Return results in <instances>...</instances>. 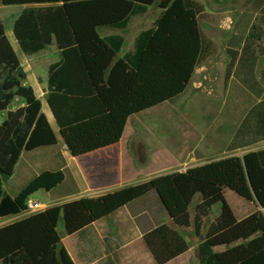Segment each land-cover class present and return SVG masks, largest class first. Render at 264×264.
<instances>
[{"label":"trees","instance_id":"trees-1","mask_svg":"<svg viewBox=\"0 0 264 264\" xmlns=\"http://www.w3.org/2000/svg\"><path fill=\"white\" fill-rule=\"evenodd\" d=\"M157 0H0L5 7H27L13 20L11 33L24 57L54 43L60 60L49 66L45 103L68 153L78 158L117 145L128 120L163 105H174L186 92L196 68L216 53L201 32L203 6L195 0H163L153 26L140 32L124 61L133 71L128 90L107 111L92 81L108 46L119 53L123 38H101L99 31L125 30L131 19L145 16ZM258 17L246 36L232 40L226 53V100L222 116L233 152L264 141V0H255ZM0 21V219L27 211L29 196L43 192L64 198L79 194L59 152L15 198L4 190L23 152L57 145L41 112V103ZM17 101L22 105L11 109ZM229 191L246 204L238 219L226 202ZM195 197L191 221L189 209ZM218 216L205 228L211 209ZM264 209V149L230 157L123 188L97 199H81L0 229V264H73L60 247L57 225L77 239V255L87 263L100 258L93 225L121 210L142 234L154 264H171L189 251L186 241L161 222L165 212L178 229L192 227L199 239L198 264H264V237L251 212Z\"/></svg>","mask_w":264,"mask_h":264},{"label":"rangeland","instance_id":"rangeland-1","mask_svg":"<svg viewBox=\"0 0 264 264\" xmlns=\"http://www.w3.org/2000/svg\"><path fill=\"white\" fill-rule=\"evenodd\" d=\"M162 1L157 0L145 16L132 18L128 27L123 31L106 29L99 31L101 38H106L111 34L122 37L123 46L119 53L109 51L103 54L101 73L105 68L104 75L99 74V77L95 78V87H98V83H109L111 78L115 79L124 72L125 66L128 67L124 61L125 55L132 52L136 36L153 26L161 12L158 5ZM195 1L204 8V13L198 20V26L204 36L215 45L216 53L196 68L189 87L174 105H163L131 120L123 135L121 145L115 149L114 158L117 163L111 167V175L116 178V187L142 184L165 175L184 173L214 160L230 157L241 158L249 152L264 149V141H262L245 149L226 151L224 143L228 132L223 128L222 116L227 95L225 73L229 64L226 51L230 47H235L231 44L235 37L246 36L257 19L258 14L253 9L255 0ZM26 8L5 7L0 2V21L10 37L13 20ZM17 54L27 74V82L35 89H38L44 81L49 66L60 60V55L54 45L31 57H24L19 50ZM262 67H264V56L258 60L257 74ZM124 69L128 72L127 68ZM127 78H129L128 75ZM19 106L21 103L15 101L11 109ZM3 119L4 116H0V123ZM79 169L85 176L87 184L90 185L92 178L88 168L80 165ZM15 183L16 181L7 182L5 185L7 191L14 192ZM43 193L40 190L29 196L26 207L28 201L46 203ZM227 193L228 203L234 206L238 198L229 191ZM198 201L199 197H195L192 201L191 212ZM242 210L236 209L239 212ZM218 211L219 206L211 209L205 226H208L210 220L217 216ZM239 215L241 214L238 213ZM124 227L127 229L125 224ZM181 233L189 250L191 249L190 256L181 264H198L194 248L199 244V239L195 237L193 229L184 230ZM128 236L131 237L129 233ZM117 253H129V251L127 249L121 251L118 247Z\"/></svg>","mask_w":264,"mask_h":264},{"label":"crops","instance_id":"crops-1","mask_svg":"<svg viewBox=\"0 0 264 264\" xmlns=\"http://www.w3.org/2000/svg\"><path fill=\"white\" fill-rule=\"evenodd\" d=\"M116 31V30H112ZM119 32V31H117ZM12 34V33H11ZM6 36L9 40V35ZM109 36H118V35H108ZM120 37V36H119ZM10 42V40H9ZM11 44V43H10ZM54 45V43H53ZM12 46V45H11ZM55 46V45H54ZM13 48V47H12ZM18 48V47H17ZM14 50V48H13ZM113 52L108 46L105 47L104 53L107 52ZM14 52L17 54V51L14 50ZM115 53V52H114ZM37 55V54H36ZM19 58V57H18ZM20 60V59H19ZM21 62V61H20ZM103 64V58L101 59V62L99 64V67L96 71V74L94 76V79L92 81L93 87L100 98L104 108L109 111L114 103L128 90V88L131 85V81L133 80V71L128 68L129 72L124 70L125 73V83H122L120 75H118L115 79H110L109 83H103L99 84L98 87H95L94 80L95 78L99 77V74L104 75L101 68ZM127 75L129 78H127ZM131 79V80H130ZM114 80V81H113ZM130 80V82H129ZM26 86H29L33 89L35 96L41 103V112L45 115L47 118L50 127L54 131L57 137V145L49 148L47 150L31 153L28 154L26 152H23L18 160V163L15 167L14 174L11 179L7 180L6 183H4V190L7 193V195L11 198H15L21 191H23L33 180H35L38 175L39 171H41L44 167H46L50 162V154L52 152H59L64 159L67 169L70 171L72 178L74 179L76 186L79 190V194L74 196H68L64 198H59L56 196L49 195L47 193L44 194V200H46V203H42L43 209L38 212H44L45 210L52 208V207H58L67 203L75 202L81 199H97L100 197H103L107 194L114 193L116 191H119L123 188L130 187V186H136L139 184H127L123 187H116V178L115 176L111 175V167H114L117 163L116 159L114 158L115 149H117L121 143V141L112 147L105 148L96 152H93L91 154L81 156L78 158H73L68 153L62 139L60 138L58 134V130L55 126V123L51 117V114L46 106L45 103V90L47 85V76L45 77L44 81L40 86H38V89H35V87L32 84H29L26 79ZM40 87V88H39ZM22 105V104H21ZM161 107V106H160ZM159 108V107H158ZM157 109V108H155ZM153 109V110H155ZM13 110V109H12ZM152 111V110H151ZM150 112V111H149ZM147 113V112H146ZM145 114V113H143ZM143 114L133 116L131 117L126 125L125 131L127 129V126L131 122V120L137 118L138 116H141ZM124 131V134H125ZM123 134V135H124ZM225 159V158H224ZM222 160V159H220ZM219 161L214 160L212 162ZM211 163V162H209ZM208 164V163H206ZM83 166L88 168L89 174L92 178V182L90 185L87 184V180L85 176L80 172L79 166ZM205 165L201 164L200 166ZM16 190L14 192L7 191L5 185L7 182H14ZM14 189V186L12 187ZM228 191L224 192V197L226 202L227 197L229 193ZM227 193V194H226ZM232 196V195H231ZM235 196V195H234ZM237 197V196H235ZM238 198V197H237ZM200 200V198H199ZM234 200V199H233ZM199 203V201H198ZM197 203V204H198ZM229 204V203H228ZM229 206L232 208L234 215L239 219L241 215L244 213L246 214V204L243 200L238 198L236 200V204L233 206L232 204H229ZM236 209H243L242 211H236ZM244 211V212H243ZM191 221L193 219V212H191V208L189 209ZM238 213L241 214L238 216ZM35 214V213H33ZM219 214V211L217 213V216ZM32 214H29L27 211L21 213L18 216H12L0 219V229L4 228L6 226H9L15 222H18L20 220H23L30 216ZM252 217L257 222L259 229H260V235L264 237V209L256 207L251 212ZM215 216V218L217 217ZM214 218V219H215ZM210 220V223L214 220ZM120 220V221H118ZM209 220V219H208ZM61 221V222H60ZM161 222L163 224H166L171 229L175 230L181 237L182 233L181 231H190L192 230L191 227L188 229H178L172 225L168 217L166 216L165 212L161 213ZM209 223V224H210ZM124 224L126 225V228L124 227ZM208 224V225H209ZM94 231L98 237V244H99V256L95 261L87 263L86 261L82 260L77 255V239L76 237H69L66 235L64 231V224L62 218H60L58 225H57V233L60 238V247L64 249L70 260L73 264H154L151 256L148 254L143 241H142V234L138 227L135 225L132 218H130L127 210H121L117 214L107 217L106 219L97 222L93 225ZM207 228V226H205ZM128 233L131 237L128 236ZM118 247L121 251L128 250L129 253H117ZM197 246H195L194 250L196 251ZM191 249L188 251V253L176 261L172 262L171 264H181L184 263L185 260L190 256ZM194 254H192L193 256Z\"/></svg>","mask_w":264,"mask_h":264},{"label":"built area","instance_id":"built-area-1","mask_svg":"<svg viewBox=\"0 0 264 264\" xmlns=\"http://www.w3.org/2000/svg\"><path fill=\"white\" fill-rule=\"evenodd\" d=\"M43 205L36 201H28L27 202V212L29 214L38 213L43 209Z\"/></svg>","mask_w":264,"mask_h":264},{"label":"bare ground","instance_id":"bare-ground-1","mask_svg":"<svg viewBox=\"0 0 264 264\" xmlns=\"http://www.w3.org/2000/svg\"><path fill=\"white\" fill-rule=\"evenodd\" d=\"M10 38H11V39H10ZM9 40H10V43H11L12 47L14 48V50L18 52V48H17V45H16V43H15V41H14L13 36H11V37L9 36ZM127 70H128V69H127ZM128 72H129V70H128ZM120 76L123 77V78L121 79V80H122L121 82H122V83H125V79H126V78H124V77H125V73H124V72L120 73Z\"/></svg>","mask_w":264,"mask_h":264}]
</instances>
